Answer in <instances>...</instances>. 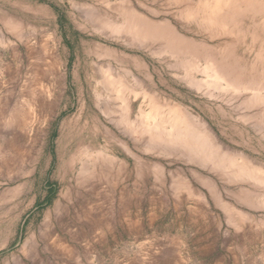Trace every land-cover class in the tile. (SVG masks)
Returning a JSON list of instances; mask_svg holds the SVG:
<instances>
[{
    "label": "rangeland",
    "instance_id": "1",
    "mask_svg": "<svg viewBox=\"0 0 264 264\" xmlns=\"http://www.w3.org/2000/svg\"><path fill=\"white\" fill-rule=\"evenodd\" d=\"M0 264H264V0H0Z\"/></svg>",
    "mask_w": 264,
    "mask_h": 264
},
{
    "label": "bare ground",
    "instance_id": "2",
    "mask_svg": "<svg viewBox=\"0 0 264 264\" xmlns=\"http://www.w3.org/2000/svg\"><path fill=\"white\" fill-rule=\"evenodd\" d=\"M219 85V84H218ZM26 242V241H25Z\"/></svg>",
    "mask_w": 264,
    "mask_h": 264
}]
</instances>
